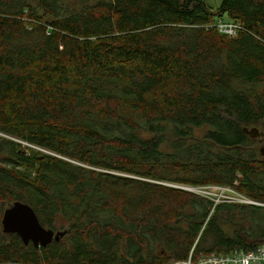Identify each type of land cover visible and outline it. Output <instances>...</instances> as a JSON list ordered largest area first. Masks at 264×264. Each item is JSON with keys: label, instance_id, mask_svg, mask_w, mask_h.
Returning <instances> with one entry per match:
<instances>
[{"label": "trees", "instance_id": "16d2710c", "mask_svg": "<svg viewBox=\"0 0 264 264\" xmlns=\"http://www.w3.org/2000/svg\"><path fill=\"white\" fill-rule=\"evenodd\" d=\"M223 15L234 37L212 26ZM262 136L264 0H0V264H182L263 243L264 205L175 186L264 203ZM14 201L63 235L3 233Z\"/></svg>", "mask_w": 264, "mask_h": 264}, {"label": "built area", "instance_id": "2783aa9c", "mask_svg": "<svg viewBox=\"0 0 264 264\" xmlns=\"http://www.w3.org/2000/svg\"><path fill=\"white\" fill-rule=\"evenodd\" d=\"M211 26V25H208ZM212 26H215L216 29L223 34H226L228 37H234L240 29L243 27L232 21V20H223L219 19L213 23ZM177 187L186 189L188 191L196 192L204 197L211 198L214 203H217L221 200L240 202L244 204H253V205H264L263 203H258L252 199L247 198L246 196L235 192L234 190L227 187L214 186L215 189L221 188V192L212 194L200 188L204 187H192V186H180ZM223 190L233 191L236 195L230 194L226 195L222 193ZM193 250L188 254L186 260L182 264H264V242L259 243L251 248L245 249H233L229 252L219 253V252H207L200 254L196 260H192Z\"/></svg>", "mask_w": 264, "mask_h": 264}, {"label": "water", "instance_id": "95a60500", "mask_svg": "<svg viewBox=\"0 0 264 264\" xmlns=\"http://www.w3.org/2000/svg\"><path fill=\"white\" fill-rule=\"evenodd\" d=\"M252 131L258 133L255 128ZM1 226L3 233H16L23 244L31 242L35 247L45 246L63 235L62 231L43 226L33 208L22 201H14L3 210Z\"/></svg>", "mask_w": 264, "mask_h": 264}, {"label": "rangeland", "instance_id": "374dc122", "mask_svg": "<svg viewBox=\"0 0 264 264\" xmlns=\"http://www.w3.org/2000/svg\"><path fill=\"white\" fill-rule=\"evenodd\" d=\"M205 1H206V2L212 7V9H215L216 6H218V3H219L220 0H205ZM219 19L230 20V19H228L225 15H223V16L217 18L216 21L219 20ZM43 21H44V20H43ZM246 86H247L248 89H252V90L259 91V93L262 91L261 89L263 88V87L261 88V85H246ZM256 126H257L260 130L263 131V128H262L261 126H258V125H256ZM258 131H259V130H258ZM259 132H260V131H259ZM137 133H138L141 137H146V136H148V133H147L144 129H140V130H138ZM252 133H254V131H252ZM194 134L197 135V136H201V135H203V134H204V132H203V128L195 129V130H194ZM173 141H175V140H174V135H172V133H171L170 131H167L166 137H165V139H164V141H163V146L166 147V149H167L168 151H170V152L172 151L170 144H171ZM20 144H21L22 148H25V149L27 150V152H28L29 149H33V148H35L34 145H32V144H30V143H27V142H24V141H20ZM260 146H261V145H260L257 141H255V142H249V147H252V148H253L254 150H256L257 152L259 151V148L262 149V147H260ZM110 172H112L113 174H117V175H123V173H121V172H119V171H115V170H111ZM203 187H204V188H200V189H203V190H207V191H209V192L212 194V196L214 195L215 192L218 193V194L221 192V188H219V189H215L214 186H203ZM227 188H229V187H227ZM222 193H224V194H226V195H230V194H234V195H236L233 191L231 192L230 190H223ZM252 200H254V199H252ZM254 201H256V200H254ZM256 202L260 203V201H256ZM261 203H263V202H261ZM263 204H264V203H263ZM251 205H253V204H251ZM228 227H230V226H224L225 229H227ZM230 228H231V227H230ZM55 229H56V230H59V228H55Z\"/></svg>", "mask_w": 264, "mask_h": 264}, {"label": "flooded vegetation", "instance_id": "af4514ba", "mask_svg": "<svg viewBox=\"0 0 264 264\" xmlns=\"http://www.w3.org/2000/svg\"><path fill=\"white\" fill-rule=\"evenodd\" d=\"M261 139H262V142H261L262 149L261 150H262V154H263L262 156H263V159H264V137L262 136Z\"/></svg>", "mask_w": 264, "mask_h": 264}]
</instances>
